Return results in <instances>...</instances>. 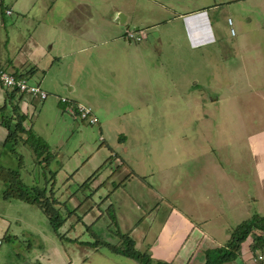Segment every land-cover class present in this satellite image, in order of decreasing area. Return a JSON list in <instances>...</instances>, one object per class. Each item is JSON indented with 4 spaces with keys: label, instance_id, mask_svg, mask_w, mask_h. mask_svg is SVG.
Here are the masks:
<instances>
[{
    "label": "rangeland",
    "instance_id": "rangeland-1",
    "mask_svg": "<svg viewBox=\"0 0 264 264\" xmlns=\"http://www.w3.org/2000/svg\"><path fill=\"white\" fill-rule=\"evenodd\" d=\"M251 3L254 2L3 0L4 13L1 15L0 12V46L5 49L4 53L8 52L9 59L29 60L32 57L24 50H28L29 45L39 44L33 53L38 57L45 55L52 60L57 58L52 72L56 75L53 81L60 78L65 83L62 93L55 92V96L48 94L43 101V105L49 101L54 102L58 109L56 113L51 109L41 112L43 105L40 106L41 102L37 99L29 104L31 112L26 115V120L33 123V128L23 124L30 133L22 132V140L13 147L14 151L9 150L8 144L0 149V164L7 169L18 170L21 182L28 188L36 186L39 190H45L48 196L60 188L64 192L62 195L67 196L69 193L66 191L72 192L75 184L81 183L79 179L94 170L89 163L79 170L81 162H85L88 157L83 152L103 147L99 140L103 136L105 143L109 141L108 147L111 150L106 153L108 147L102 148L100 162L96 165H100L115 152L119 158H123L122 147L128 146L130 154L124 160L138 174L132 182L126 181L124 187L112 193V201L115 202L114 211H111L113 216L116 214L120 218L121 215L129 214L133 220L142 218L141 226H147L149 220L143 218H148L150 211L146 210L151 202L154 204L158 201L154 199L156 195L153 191L163 199L157 208L156 217L166 214L169 210L168 201L177 206L185 216L183 205L190 190H186V184L193 176L189 174L183 179L180 187L173 186L177 175L179 177L181 173L180 169L176 170L175 159L171 161V170L165 172V146L169 144H165V137L168 128L175 129L177 122H181L183 126L189 121L193 124L187 130V145L183 140L187 146L183 159L195 157V164L199 158L197 155L206 150V146L202 149L203 131L204 137L207 131L212 141L219 143V149L226 147V152L228 145L233 146L231 143L239 137H246L249 141L251 138L256 148H264V6L257 4L255 7ZM8 6H12L14 10H10V16H6L4 11ZM203 8L209 10V20L206 14L203 16V11L206 10ZM197 9L201 10L193 14L201 13L194 19L200 22L198 29L204 31L200 38L192 39L181 24L183 19H173L178 14ZM242 9H247L246 14L261 17L263 30L240 29V23L235 24L233 21ZM117 10L128 17L126 24H117L111 20ZM230 28L235 33L233 36L229 34ZM139 30H144L141 34L147 35L145 40L135 41V38L127 37L129 32L138 34ZM230 40L236 44L230 45ZM34 54L33 60L36 61ZM143 54L145 57H142ZM37 66L42 69L40 65ZM134 73H141L138 81L132 76L127 77ZM165 73H169L166 80ZM41 77L39 71L27 80L29 84H39ZM70 87H74V91L68 92ZM185 94H188L187 103ZM180 96L182 104L188 105L189 111L185 112V107L180 106ZM62 97L78 98L85 105L92 100L94 115L98 116V111L99 120L108 121L107 134L103 132L101 135L99 124L91 126L88 121L76 123L61 112L58 100ZM149 102L150 105H145ZM153 106H156L155 110H151ZM254 119L260 120L256 126H251L249 123ZM72 123L80 125L74 128V133L71 132ZM33 134L44 141L41 142L42 145H46L49 150L44 147L42 149L47 152L31 144L30 141H37ZM256 136L258 137L255 138ZM123 137L124 145L121 142ZM23 139H27V144L23 145ZM209 143L207 140L205 144ZM34 149L39 155L40 152L43 153V158L46 155L50 158L44 162L41 161L42 158L36 160ZM223 154L224 152L221 153ZM110 162L114 163V160L111 159L107 165ZM116 165L114 163L112 166ZM124 169L123 165L118 173ZM226 170L233 173L230 168ZM56 171L59 173L57 176ZM182 172L184 175V170ZM251 173L255 176L254 171ZM200 176L201 172H196L193 185L201 180ZM249 180L247 185L230 188L233 203L237 205L239 195L248 191L250 196L246 202L253 203L252 215L264 217V204L252 202L254 192H258L255 178L253 184L256 187L251 183V175ZM2 184L0 181V226L3 228V232L0 231V264H73L70 263L73 258L77 262L79 258H85V248H74L68 242L76 238L82 240L87 236L90 243L93 242L84 224L68 220L59 231L64 238L60 241L37 205L17 199H2ZM193 188L195 186L191 187ZM155 189L165 190V193L160 194ZM75 193L81 202L86 200L83 198L87 194L84 190L79 188ZM124 195L135 198L137 204L126 209L120 206L118 199ZM105 200L106 198L95 199L94 202L101 204ZM216 202L218 209H226L227 203L223 197H219ZM128 203L127 200L125 204ZM205 207H199L196 214L188 218L185 216L196 229L218 226L216 218L197 215H206L208 211L202 210ZM58 208L63 212L65 210L61 205ZM83 211L79 208L77 213L81 214ZM238 215L239 212L235 211L231 221L238 222L239 225ZM104 216L109 217L107 214ZM72 219L75 220H70ZM95 223L100 225L99 222ZM6 228L9 230H5ZM226 228L227 226L220 229L218 226L217 233L213 234L215 242ZM101 239L104 240L103 237ZM98 250L92 254L90 262L83 264H130V259L116 255L105 247ZM150 261L152 264L160 262L153 259Z\"/></svg>",
    "mask_w": 264,
    "mask_h": 264
},
{
    "label": "crops",
    "instance_id": "crops-1",
    "mask_svg": "<svg viewBox=\"0 0 264 264\" xmlns=\"http://www.w3.org/2000/svg\"><path fill=\"white\" fill-rule=\"evenodd\" d=\"M245 1L254 2L251 4H253L255 7L257 6V4H263L264 6V0H245ZM16 4L17 2L14 5ZM259 8L262 9L263 7L259 6ZM8 9L12 11L13 7L8 6ZM200 13H196L193 15H183L185 17L182 18L183 21L185 22V26L183 25V27L185 28L186 32H189V35L192 37V39L200 38L202 32L204 31L201 28L200 30L198 29V27H200V22L198 20L195 21L196 19H194V17H198ZM205 14L206 13H204L203 16ZM238 15L239 14L235 16V19H237ZM240 16L241 15H239V17ZM233 22L236 24V20ZM262 22L263 20L261 17H258L255 14H253L252 20L248 22L249 26L248 25L243 26L242 24L241 26L246 27V30H252V29L263 30V28L261 27ZM1 25H2V19L0 20V26ZM38 46L39 44L29 45V49L24 50L26 54H28V56L32 57V59L29 60L25 58L9 59L8 52L4 53L5 49H3L2 46H0V71L6 72L8 74H15V73L23 74L27 70H32L33 72H31V75H35L40 71L42 77H41V82L38 85L40 86V88L46 91L47 94L55 96L56 95L55 92L62 93L63 91L62 86L65 83L64 79H60V78L57 79V81H53V77L56 75H54L55 73L52 74V72L55 69V62L57 61L56 60L57 58H55V60L48 59L45 55L42 54L41 57L36 56L33 53V51ZM84 51L85 49L83 50V52ZM32 54H34V59L37 58L36 61L33 60ZM142 57H145V55L143 54ZM34 62L35 64L40 65L42 69H39V67L35 65ZM140 75L141 73H134L132 75H127V77L132 76L134 80L138 81ZM170 75L172 78L173 72ZM57 76L59 77V75ZM167 76L169 77V73H165V80L167 79ZM71 91H74V87L73 88L70 87L68 89V92ZM11 92L12 91L8 89L6 90L0 84V109L5 106L6 96H7L6 93L10 94ZM185 95H186V103H187L188 94ZM34 99L35 98L16 94L13 101L17 105L19 112L26 116L27 114L29 115V112H31L29 111V104H31ZM64 99L67 101L68 104L58 102L59 104L58 107L60 108V111L62 110L61 112L66 113L71 118L72 121L74 122L80 121L83 124V121L78 119V114L74 113L75 106L77 104H82L84 106L88 105L87 107L90 106V108L92 109L91 103L93 101L89 100L88 104L85 105L80 101H78V98L65 97ZM178 100L181 103L180 106L182 108L185 107V112L189 111L188 105L182 104L183 100L181 96ZM154 103L155 102H153V104ZM150 104L151 102L145 105H150ZM41 105H43V102L40 103V106ZM155 108L156 106H153L151 110H155ZM40 109L41 112L44 109H51L54 113H56V111L58 110L56 108L55 103L52 101L46 102ZM41 112L39 113V115L41 114ZM96 113H98V116L95 115L94 116L99 123V127L101 129L100 131L101 135H103V132L107 134L106 132L107 123H108L107 119L105 121L103 119L99 120L100 114L98 111H96ZM258 120L260 119L251 120L249 124L251 126H256L258 124ZM24 123L28 127L30 126L31 128H33V123L31 124L30 121L26 120V118L23 121V124ZM79 126L80 125H75L74 123H72L71 128L73 131L71 132L74 133V128H77ZM176 126L177 127L175 129L170 128L169 130L168 128L166 131L165 144L167 142L169 144L165 146L166 149L165 172L171 170L170 164L173 159H175L176 161L175 165L177 170V169H182L184 166H186L189 160H194L195 158V157H190V158L186 157L185 159H183V157L185 156L184 152L187 149L186 146L187 130L191 126H193V124L190 123L189 121V123L183 126L181 122L180 123L177 122ZM27 129L28 128H26L25 130ZM183 129H185V132H183ZM171 130L177 133L178 136L180 137V144L171 142V138H170ZM205 135L206 136L204 137V131H203V137L201 139L202 149L204 148V146H206V150H202L199 153V155H197V157L199 158L198 161L196 162L197 164L199 163L198 171L201 172V176H200L201 180L199 179L198 183L193 185L195 186V188L193 189L190 188V190L188 191L187 194H189V196H187L185 199V204L183 205V213L188 218L194 213L196 214V211L197 209H199V207L206 206L202 210L203 212L208 211V213L206 215L197 213V215H199L200 217L212 216L216 218L217 220L215 222H217V225L220 227V229H224L227 226L225 231L219 235V238L217 239L216 242L214 240L213 234L217 233L216 230H218V226H215L213 228L201 229V230H199L198 228L196 229V227L185 216H183L179 212L177 206H173L170 202H168L167 207L169 208V210L166 211V214L164 216L157 215L156 217L155 214L157 208L161 205L163 199L159 198L153 190H152L153 193L156 195L154 199L158 201H156L154 204L151 202L148 209L146 210V211H150L148 214V218H143L149 220V224L147 226L145 227L141 226L140 220L142 218L133 220V218L129 217V214L127 216L121 215L120 218L115 214L113 216L116 220L115 223H113L109 217H105L104 214H106L105 212L107 211L108 208H111L110 211H114L113 208L115 202L112 201V197H111L113 195L112 193L113 192L116 193L120 187H124L126 181L132 182L133 178H135L136 175L138 176V174L134 172V170H132L131 167L124 160V157H128V155L130 154V150L128 146L122 147L124 149L123 158H119V155L115 152L113 153V155H110L108 158L104 160L106 162L103 161L100 165H96L97 162H100L99 154H101L102 148L105 149L109 145V141H107L106 144L105 143L106 139L103 136L99 137V140L102 141L100 145L103 147H99L94 151L87 150L83 152L86 155L88 154V157L85 162H81L79 170L85 167L88 163L91 165V167L94 168V170L91 173L85 174L84 177L80 178L79 181L81 183L75 184L76 187L73 188L72 192H70V190L66 191V193H69L67 196L64 194L62 195V193L64 192L60 188H57L54 193L55 194L54 198L55 200H57V205H61L62 208L65 209L64 210L65 213H67L66 212L67 210L72 211L78 206L80 209L82 208L84 210L83 213L81 214L76 213V216L72 217L75 218V220L74 219L70 220L71 219L70 218L69 221L72 223H78V224L80 223L81 225L87 224V226H89L88 228L91 231H93L100 238L103 237L104 241L110 245L115 246L120 242V239L116 234L117 232H120L121 234L127 235L134 242V248L138 252H140L143 255L149 256L150 259H153V261H162L168 264H206L207 263L206 258L208 253L210 255L214 251L215 252L220 251L221 248H225L229 245L233 235L232 232L237 227L236 225H238V222L231 221L232 218L234 217V212L235 211L239 212L237 219H239V222L241 224H243V222L248 220L253 213L254 207L251 206L250 203L246 202L250 196L248 194V191H245L244 193L239 195L238 197L239 203H237L236 205L235 203H233V199L231 197L232 193L230 192V188H234L235 186L247 185L246 183L250 181L249 177L251 175V183L253 184V178H255L256 185L258 186L257 188L258 192L256 191L254 192L252 196L253 198L252 202L254 201L264 204V148L262 150L256 148L252 144L253 140L251 138L249 141L247 140L246 137H239L231 143L233 144V146L228 145L229 147L226 152V147L224 149H219V143L216 142L215 140L212 141L207 131L205 132ZM257 137L258 136H256L255 138ZM5 138H6V131L4 130L3 127L0 126V149L4 148L5 146ZM167 138L169 139V141H167ZM37 139L40 142L39 143L35 142L32 144H34V146L38 144L40 145V147L43 148L42 145L43 143H41L43 140L39 137H37ZM183 140H185L186 145L183 143ZM207 140L210 141L208 145L205 144ZM121 142L123 143V145L125 144L124 137L122 138ZM24 144H27L26 141H23V145ZM46 149L49 150L48 147ZM109 149L110 148L108 147L106 153L109 152ZM222 152H224L223 155H221ZM202 154L203 156H200ZM226 154L228 155L224 156ZM43 155L40 158H38L39 156L35 155L37 156L36 160L42 158L41 161L44 162ZM111 159H113L114 163L117 164L116 166H112L114 164L113 162H110V164L107 165V163L111 161ZM123 165L125 169L122 170L120 173H118L119 168L122 167ZM226 168H230L233 173L228 172ZM251 171H254L255 176L253 173L250 174ZM58 174H59L58 171H56V176ZM180 174L184 178L188 177L186 172L183 175L182 170ZM170 181L172 182V180ZM79 188L80 190H84V192L87 193L83 197L86 199L85 203L83 204H81L80 199L77 197L75 193V191H77ZM187 188L188 187L186 186V190ZM155 190L160 194L165 193V190H161V189H155ZM219 197H223L227 203L226 209L223 211H221L216 207L217 206L216 201H218ZM105 198L106 200L101 204L100 202L97 203L94 202L95 199L104 200ZM118 200H120L119 205L123 206L125 209L131 208V205L137 204L135 198H130V197L127 198V196L125 195L124 197L123 196L119 197ZM127 200L129 202L128 205L125 204ZM157 204L160 205L155 207ZM95 222H99L100 225ZM93 223L95 224L92 225ZM1 224L4 223L1 222ZM7 229L8 228H6L5 230ZM0 231L3 232V228L1 226H0ZM75 240L77 241L72 242ZM219 240H225V241L221 242ZM68 242L69 244L71 243L70 246L73 245L74 248H81V249L85 248L87 250L85 254L86 255L85 258L84 259L79 258L78 262L76 258H73V260L70 262V263L73 262V264H83V262L85 263L90 262V258L92 254L97 253L99 251L98 249L95 248L93 249L87 245H83V243H90V239L88 236L82 240L79 238L73 240L70 239L68 240ZM89 248L90 250L88 251ZM247 252L248 249L246 247L242 248L238 253V257L234 261L223 264H248L249 254ZM197 259H199V262H196ZM130 260H131L130 264H139L138 262L132 259Z\"/></svg>",
    "mask_w": 264,
    "mask_h": 264
},
{
    "label": "trees",
    "instance_id": "trees-1",
    "mask_svg": "<svg viewBox=\"0 0 264 264\" xmlns=\"http://www.w3.org/2000/svg\"><path fill=\"white\" fill-rule=\"evenodd\" d=\"M0 8H1L0 12L2 15V13H4L2 11L3 10V0H0ZM205 9L206 8H203V10H205ZM199 10H201V9H197V11H194V12L184 13L182 15L178 14L177 16L174 17L173 20H175V19L181 20L180 18L185 17L183 15L193 14L195 12H198ZM6 11L7 10H5V14H6ZM8 11H10V10L8 9ZM208 11L209 10L206 9L203 12L206 13L208 20H209ZM246 11H247V9H242L238 13L241 16L240 17H239V15L237 16V19H235L236 23H240V25L242 24L243 26H246V25L249 26L248 22L250 20H252L253 14H246L245 13ZM10 15H11V11H10ZM10 15H6V16H10ZM181 24H182V26L183 25L185 26V22L183 20L181 21ZM210 24H211V22H210ZM228 25H229V23H228ZM209 26L211 29V25H209ZM239 28L242 29L243 31L246 30V27L239 26ZM142 31H144V30H139L138 34H135L132 32H129V33H132V35L134 36L133 39L135 38V41L145 40L147 38V35L145 34V37H142V35H143V34H141ZM128 34H127V37H128ZM229 34L231 36H233L235 34L232 28H230ZM246 40H248V39H246ZM235 44L236 43H234L233 41L230 40V45H235ZM2 72L3 71H0V73H2ZM31 72H33V71L27 70L23 74L15 73L13 76L16 78H24L26 80L27 79L29 80L33 76V75H31ZM44 92L47 94L46 91H44ZM17 93H18V91L16 89L13 90L10 94L6 93L7 96H6L5 106L2 107L0 110V126L3 127L4 130L6 131L5 144H8V148L10 151H14L13 147L16 144H18L20 139L22 140L21 134H24L22 132L29 131L28 133H30V130H25L23 125H22L26 116L19 112L17 105L13 101V99ZM61 99L62 98H60L59 102H61ZM218 99L219 98L217 97V100ZM65 104H68V103H65ZM77 105H79V104H77ZM7 109H8V111H7ZM74 113L78 114L77 109H75ZM91 116H94L93 111L91 113ZM98 124L99 123L96 119V122L94 124H90V125L96 126ZM170 135H171L170 136L171 142H174L176 144H180V137L178 136L177 133H175L173 130H171ZM26 140L23 139V141H26ZM36 140H37L36 142L39 143V140L38 139H36ZM30 142H31V144L35 143L33 140ZM36 146L38 148L40 147V145H38V144H36ZM43 147L47 148L46 145L45 146L43 145ZM40 149L44 150V149H42V147H40ZM44 152H46V150ZM34 153H35V155L39 156L38 158H40L43 155V153H41V152L39 155L36 149L34 150ZM49 158H50L49 155H46L43 158V160L47 161ZM0 166L2 167V168L0 167V181L3 183L2 184L3 185L2 199H5V200L17 199V200L22 201V202L27 203V204L37 205L40 208V210L44 213V215L46 216V218L48 220V224H49L53 234L60 241H63L64 238H63V236L60 235L59 231L70 218L76 216V213L79 209V206L76 207L72 211L67 210L66 211L67 213L61 211L58 208L57 200H55V198H54V193H53V195L51 194V196H48V194L46 193L45 190H39L36 186H32V187L28 188L25 184H23L21 182L18 170L15 171L12 169H7L4 166H2L1 164H0ZM198 166H199V163L195 164L193 160H189L187 162L186 166H184L180 170H184V172L187 173V176L190 174L191 176H193V178H195L196 172L198 173ZM46 167L48 168L47 165H46ZM193 178H190L188 180V182H187L188 188L193 187V182H194ZM183 179H186V178L182 177L181 174L179 175V177L177 175L173 186L179 185V187H180L181 184H183ZM6 185H7V188L5 189L4 186L6 187ZM85 201L81 202V204L85 203ZM250 204H251V206H253V203H250ZM158 205H160V204H157L155 207H157ZM110 210H111V208H108L105 213L107 214V216L109 215L110 220L113 223H115L116 220L113 217V215L111 214ZM79 220H81V219H79ZM246 222L247 223H243V224H240L239 226H237L234 229V231L232 232V234H233L232 239L230 240V243L227 246V248H230V250L224 249V250H220V251H216V252L214 251L210 255L208 253L207 258H206V261H207L206 264H222V263H228V262L234 261L237 258L238 251H240V248L246 243V239L249 236L251 237L252 241H251V244L248 245L249 246L248 252L251 251L253 254H255V252L258 250H260V251L264 250V217H261L259 215L254 214L251 216V219L249 218L248 220H246ZM83 226H85V225H83ZM72 228H73V226H72ZM85 230L90 233L93 240H95V241L93 243H83V245H87V246L95 248V249H99L100 247H105V248L109 249L112 253L126 257V258H129V259H132V260L138 262L139 264H152V261H150L151 259L149 256L141 254L140 252H138L134 248V242L127 235H124V234H121L120 232H117L116 234L119 237L120 242L117 245L113 246V245L106 243L99 236H97L93 231H91L88 228V226H85ZM76 241L77 240L72 241V242H76ZM9 244H11V243H9ZM157 264H168V263L160 261ZM259 264H264V261L262 260V262H260Z\"/></svg>",
    "mask_w": 264,
    "mask_h": 264
},
{
    "label": "built area",
    "instance_id": "built-area-1",
    "mask_svg": "<svg viewBox=\"0 0 264 264\" xmlns=\"http://www.w3.org/2000/svg\"><path fill=\"white\" fill-rule=\"evenodd\" d=\"M6 14L9 15L10 11H6ZM130 38H133L132 34H128ZM0 83L6 89H16L18 93L23 96H28L35 98L39 101H43L47 98V94L39 87L34 84H29L24 78H16L13 75L2 72L0 73ZM61 102H66L65 99H61ZM78 112V119L81 121H88L89 124H94L96 118L91 116L92 109L90 107L79 104L75 107Z\"/></svg>",
    "mask_w": 264,
    "mask_h": 264
},
{
    "label": "clouds",
    "instance_id": "clouds-1",
    "mask_svg": "<svg viewBox=\"0 0 264 264\" xmlns=\"http://www.w3.org/2000/svg\"><path fill=\"white\" fill-rule=\"evenodd\" d=\"M8 11V10H7ZM7 15V14H6ZM10 15V14H9ZM129 37V36H128ZM134 37V36H133ZM142 37H145V34H143L142 35ZM130 38V37H129ZM6 73V72H5ZM10 75H14V74H10ZM22 79V78H21ZM1 84V83H0ZM2 85V84H1ZM34 85H36V86H38L37 84H34ZM3 87V86H2ZM6 89V88H5ZM7 90V89H6ZM8 90H10V91H13V90H15V89H8ZM17 94H20V93H17ZM21 95V94H20ZM23 96V95H22ZM47 97H48V95H47ZM63 98V97H62ZM64 99V98H63ZM46 100V99H45ZM45 100H43V101H45ZM43 101H40V102H43ZM66 101V100H65ZM61 103H63V102H61ZM65 103H67V101L66 102H64V104ZM251 241H252V239H251V237L249 236V237H247V239H246V243L240 248V250L242 249V248H249V244H251ZM224 249H227V250H230V248H227V247H225V248H221L220 250H224ZM238 253H239V251H238ZM248 254H249V259H248V264H259L260 262H262V260H264V250L263 251H260V250H258V251H256L255 252V254H253L251 251H249V252H247ZM237 257H238V254H237ZM223 264V263H222Z\"/></svg>",
    "mask_w": 264,
    "mask_h": 264
},
{
    "label": "water",
    "instance_id": "water-1",
    "mask_svg": "<svg viewBox=\"0 0 264 264\" xmlns=\"http://www.w3.org/2000/svg\"><path fill=\"white\" fill-rule=\"evenodd\" d=\"M114 23L117 24H126L128 21V17L122 13L119 12L118 10L114 12V14L112 15V19H111Z\"/></svg>",
    "mask_w": 264,
    "mask_h": 264
}]
</instances>
